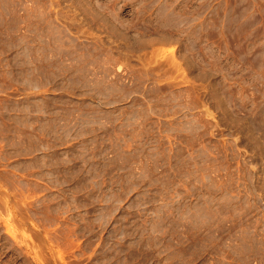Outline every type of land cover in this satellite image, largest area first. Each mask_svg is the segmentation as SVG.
Masks as SVG:
<instances>
[{
    "label": "rangeland",
    "instance_id": "1",
    "mask_svg": "<svg viewBox=\"0 0 264 264\" xmlns=\"http://www.w3.org/2000/svg\"><path fill=\"white\" fill-rule=\"evenodd\" d=\"M0 264H264V0H0Z\"/></svg>",
    "mask_w": 264,
    "mask_h": 264
}]
</instances>
